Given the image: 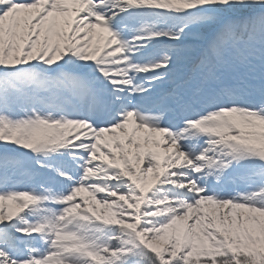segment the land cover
<instances>
[{
	"label": "snow or ice",
	"instance_id": "obj_1",
	"mask_svg": "<svg viewBox=\"0 0 264 264\" xmlns=\"http://www.w3.org/2000/svg\"><path fill=\"white\" fill-rule=\"evenodd\" d=\"M0 264H264V0H0Z\"/></svg>",
	"mask_w": 264,
	"mask_h": 264
},
{
	"label": "rangeland",
	"instance_id": "obj_2",
	"mask_svg": "<svg viewBox=\"0 0 264 264\" xmlns=\"http://www.w3.org/2000/svg\"><path fill=\"white\" fill-rule=\"evenodd\" d=\"M84 195H87V193H84Z\"/></svg>",
	"mask_w": 264,
	"mask_h": 264
}]
</instances>
